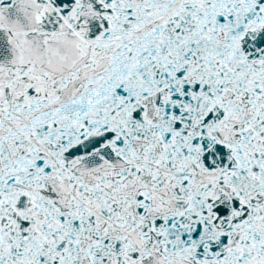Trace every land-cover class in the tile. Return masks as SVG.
<instances>
[{
    "label": "snow or ice",
    "instance_id": "snow-or-ice-1",
    "mask_svg": "<svg viewBox=\"0 0 264 264\" xmlns=\"http://www.w3.org/2000/svg\"><path fill=\"white\" fill-rule=\"evenodd\" d=\"M0 264H264V0H0Z\"/></svg>",
    "mask_w": 264,
    "mask_h": 264
}]
</instances>
